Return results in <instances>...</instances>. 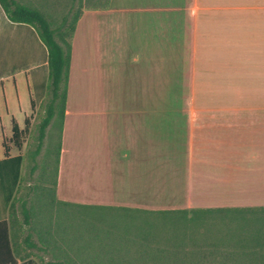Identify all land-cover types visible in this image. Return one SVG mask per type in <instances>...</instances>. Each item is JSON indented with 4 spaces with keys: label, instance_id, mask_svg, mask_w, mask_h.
<instances>
[{
    "label": "crops",
    "instance_id": "1",
    "mask_svg": "<svg viewBox=\"0 0 264 264\" xmlns=\"http://www.w3.org/2000/svg\"><path fill=\"white\" fill-rule=\"evenodd\" d=\"M119 2L113 21L99 11L91 16L107 24L110 49L102 54V70L105 81L117 79L120 85L105 98L119 118H86L88 111L73 109L71 50L56 197L153 209L156 193L216 196L211 198L216 201L259 194L264 118H154L153 76L156 28L166 36L175 26L189 27L192 108L264 114V0ZM47 77V49L36 30L11 21L0 5V221L8 219L11 186L2 140L12 134V118L23 128L25 118L32 123L41 111ZM23 139L20 150L8 142L9 156H22L21 176L26 134ZM4 239L0 230V264H11ZM14 264H42V259L17 258Z\"/></svg>",
    "mask_w": 264,
    "mask_h": 264
},
{
    "label": "trees",
    "instance_id": "2",
    "mask_svg": "<svg viewBox=\"0 0 264 264\" xmlns=\"http://www.w3.org/2000/svg\"><path fill=\"white\" fill-rule=\"evenodd\" d=\"M108 2L71 0L60 20L54 22L36 6L18 0H0L11 21L28 23L36 30L47 49L48 64L47 95L43 103L45 114L39 123L36 148L32 153H26L27 158L35 162L30 171L39 168V172L36 181L29 184L23 196H20L23 176L19 174L22 156L10 157L8 142L18 150L22 148L29 120L25 118L24 127L20 128L12 118V134L2 140L6 157L5 179L11 185L8 219L0 221V230L4 232L9 253L8 263L14 264L17 258H31L28 248L34 247L52 256L43 260L41 254H36L42 259V264H264V206L155 210L60 200L56 197V182L61 137L57 142L56 178L53 176L52 187L47 185L50 176L49 151L42 155L40 162L37 156L42 150L48 129L52 131L56 127L61 136L76 25L85 8H103ZM15 201L23 216L21 220ZM53 201L73 207H113L111 209L117 212L112 214L121 212L120 215L139 220L140 226L132 230L131 240H118L115 235L117 231L110 227L101 233H91L88 243L72 244L71 247L59 241L62 234L58 232L57 224L61 227L59 223L62 219L52 214L50 206ZM25 229L28 232L22 236ZM32 233L36 235V242L31 240ZM96 242L97 247L92 246Z\"/></svg>",
    "mask_w": 264,
    "mask_h": 264
},
{
    "label": "rangeland",
    "instance_id": "3",
    "mask_svg": "<svg viewBox=\"0 0 264 264\" xmlns=\"http://www.w3.org/2000/svg\"><path fill=\"white\" fill-rule=\"evenodd\" d=\"M18 1L40 8L42 11L46 12V15H49L54 22L60 20L71 2V0ZM119 5V0H109L108 4L103 8H85L83 10L85 16L79 21L72 38L73 74L70 101L75 111L86 110L90 113L86 118H119L115 106L110 105V108H108L109 104L106 105L107 100L105 98L106 94L107 96L115 94L116 92L113 87L116 88L120 85V82L117 81V79H106L105 81L104 72L102 70V54H104V51L108 52L110 49L107 45L106 39V34H108L107 24H104L103 20L100 21L97 16L96 18L94 16L91 17L94 14L97 15L99 11L107 16V20L113 21L116 12L119 10ZM117 23L118 27L115 32L116 34H119V28L122 30V27H119V25H121L119 24L120 22ZM190 30L191 28L189 27L175 26L171 28V32L165 36L161 33L162 27L156 28V31L160 32V34L157 35L155 39L153 76L154 118H264V114L256 112L257 110L251 112H202L192 108L190 102L191 91L189 81L192 57ZM131 43L134 44V36L131 37L130 45ZM111 89L114 92H111ZM113 103L116 105L118 100H114ZM44 109L43 105L41 111L36 118L32 119V123H30L27 129L26 152L29 151L32 153L36 148L38 127L45 114ZM59 137L61 136L56 127H54L52 131H49L48 129L43 141L42 150L37 156V161L40 162L42 155L49 151L50 163L48 167L50 176L47 178V185L49 187H52L53 176L54 179L56 178L55 161L57 160V142ZM91 138L92 137H90L89 140ZM24 158V174L22 186L20 188L22 190L20 196H23L25 192L28 191L29 184L32 185L36 181L35 179L39 172V168H36L34 172H31V166L35 162L30 161L26 154L24 155ZM211 198L213 197H201L200 195H194L191 197L186 193H175L173 196L156 193L153 209L264 206V189H262L259 194L250 198L242 196L235 197L237 199L235 201H216V196L213 198L216 200H211ZM15 207H18L17 214L21 220L23 216L19 211L20 207L18 206L17 201H15ZM111 208L113 207H107L104 209H97L96 207L88 206L73 207L71 205H61L53 201L50 210L55 217L58 218V216H61L62 219L59 223L61 227L57 224L58 232H61L62 234L59 241L63 244H68L71 247L72 244L77 245V243L81 242L88 243L91 233H101L104 230H109L110 227L117 231L115 235L118 240H131L133 236L132 230L140 226L139 220L120 215L121 212L114 215L112 213H116L117 211ZM24 232L26 233L28 230L25 229L22 232V236L25 235ZM32 234L33 237L31 240L36 242V235L34 233ZM97 242L92 246L97 247L95 246ZM28 252L31 256L41 254L43 260L52 258L50 254L45 255L42 251H39L34 247L28 248ZM119 256H122V254H119ZM214 260L215 259H212L213 262H215Z\"/></svg>",
    "mask_w": 264,
    "mask_h": 264
}]
</instances>
